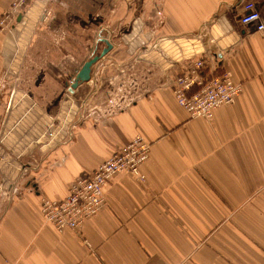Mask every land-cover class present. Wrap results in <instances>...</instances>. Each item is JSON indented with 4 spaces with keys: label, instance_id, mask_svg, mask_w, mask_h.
<instances>
[{
    "label": "crops",
    "instance_id": "obj_1",
    "mask_svg": "<svg viewBox=\"0 0 264 264\" xmlns=\"http://www.w3.org/2000/svg\"><path fill=\"white\" fill-rule=\"evenodd\" d=\"M248 1L264 22V0H32L16 34L0 32V76L23 68L0 95V175L13 188L0 264H264V33L239 24ZM101 39L111 49L71 91ZM197 59L242 86L209 120L171 91ZM115 89L133 102L86 113L88 97ZM137 135L150 145L144 181L115 175L78 230L43 221L41 198L62 200Z\"/></svg>",
    "mask_w": 264,
    "mask_h": 264
},
{
    "label": "built area",
    "instance_id": "obj_2",
    "mask_svg": "<svg viewBox=\"0 0 264 264\" xmlns=\"http://www.w3.org/2000/svg\"><path fill=\"white\" fill-rule=\"evenodd\" d=\"M31 2L32 0H12L10 8L1 15L0 32L12 34L18 18ZM42 15L44 19L50 15V12H43ZM156 15L157 22L160 24L162 10L157 9ZM239 24L242 27H253L256 32L264 33L263 17L253 2H244L242 5ZM204 64L203 59L193 61L187 72L173 79L171 91L177 104L189 114L190 118L209 120L217 108L234 104L242 86L235 83L227 72L215 74L213 71L204 74ZM11 76L7 69L0 76V95L6 88L11 87L9 85ZM132 102L130 98L126 101L111 102V110L105 112L114 114ZM149 151L150 145L143 137L137 135L127 144L119 147L93 172L77 176L62 200L41 198L40 214L43 221L57 231L78 230L87 219L105 207L104 187L115 175L129 173L140 181H144L140 167L148 159ZM1 161L0 158V163ZM30 168L25 160H20L17 170L22 175ZM9 185V180L0 175V211L2 212L13 198V188H9Z\"/></svg>",
    "mask_w": 264,
    "mask_h": 264
},
{
    "label": "rangeland",
    "instance_id": "obj_3",
    "mask_svg": "<svg viewBox=\"0 0 264 264\" xmlns=\"http://www.w3.org/2000/svg\"><path fill=\"white\" fill-rule=\"evenodd\" d=\"M17 31V30H16ZM16 31H15V34H16ZM16 66V65H15ZM15 66H12L10 68H7V70L10 72V75L12 80L14 82H19L20 79H21V75H20V72H22V69L19 70V68H16ZM31 79H33L34 81H38L39 77L36 78V77H32ZM116 85V83H114ZM131 94L127 91V92H124L123 90H118V89H115V91H111V92H102L101 95H100V92L94 97H88L87 99V102H88V105H86V113L87 112H90V113H93V112H97L98 114L100 112H108L109 110H111V104L115 101V102H118L119 100H128L130 98ZM114 101H113V100ZM112 102V103H111ZM106 111V112H105Z\"/></svg>",
    "mask_w": 264,
    "mask_h": 264
},
{
    "label": "water",
    "instance_id": "obj_4",
    "mask_svg": "<svg viewBox=\"0 0 264 264\" xmlns=\"http://www.w3.org/2000/svg\"><path fill=\"white\" fill-rule=\"evenodd\" d=\"M99 42L105 44L106 48L99 54L94 55L92 58L83 63L81 69L74 76V80L70 89L71 91L77 88V86H79L80 84L86 83L90 80L91 67L111 49V44L108 41L101 39Z\"/></svg>",
    "mask_w": 264,
    "mask_h": 264
}]
</instances>
